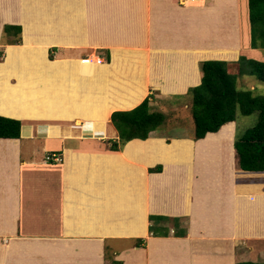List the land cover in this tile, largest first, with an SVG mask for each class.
<instances>
[{
	"label": "crops",
	"instance_id": "1",
	"mask_svg": "<svg viewBox=\"0 0 264 264\" xmlns=\"http://www.w3.org/2000/svg\"><path fill=\"white\" fill-rule=\"evenodd\" d=\"M262 49L248 0H0V115L21 121L0 137V264L264 263V171L240 169L236 120L109 148L113 111Z\"/></svg>",
	"mask_w": 264,
	"mask_h": 264
},
{
	"label": "trees",
	"instance_id": "2",
	"mask_svg": "<svg viewBox=\"0 0 264 264\" xmlns=\"http://www.w3.org/2000/svg\"><path fill=\"white\" fill-rule=\"evenodd\" d=\"M251 46L264 48V0H248ZM21 33V26L15 28ZM4 32L10 33V27ZM15 34V31H14ZM257 39H260L258 41ZM14 42L20 43V36ZM0 53V57H1ZM53 59L52 55H49ZM109 58V52L107 53ZM234 65L235 70H229ZM201 82L189 87L191 96V114L194 123L193 139L204 137L207 132L217 131L221 125L235 121L237 113L248 115L257 112V121L243 132H237L234 148L240 169L245 171H264V95H256L251 89L237 87V74L257 73L264 81V60L240 55L235 61L208 59L200 62ZM149 93L138 105L128 110H115L110 121L118 132L116 140H109V148L119 150L133 138L146 139L154 131L163 128L167 114L153 109L150 101L154 97ZM21 121L0 115V137H19ZM164 136V135H163ZM168 135L166 141L169 142ZM161 165L149 168L160 171ZM156 216L149 215L150 220ZM139 240L138 242H142ZM105 259L107 261L106 252ZM106 264H122L121 260L110 258ZM235 264H264L263 262L240 261Z\"/></svg>",
	"mask_w": 264,
	"mask_h": 264
},
{
	"label": "rangeland",
	"instance_id": "3",
	"mask_svg": "<svg viewBox=\"0 0 264 264\" xmlns=\"http://www.w3.org/2000/svg\"><path fill=\"white\" fill-rule=\"evenodd\" d=\"M23 40L22 27L20 33V43ZM260 41V39H257ZM72 51H75L77 48H68ZM59 48L56 46H51L49 48V55H54ZM90 50V49H88ZM86 51V49L84 50ZM83 51V52H84ZM87 53V52H86ZM108 53V52H107ZM106 53V55H107ZM262 55H264V49L261 50ZM54 58V56H53ZM229 70H235L234 65L229 66ZM237 87L242 89H251L256 95H264V81L260 79L257 73H246L240 71L237 74ZM152 92V91H151ZM149 92V93H151ZM148 93V94H149ZM157 92H153V98L150 101L151 107L156 110L163 111L167 114L166 122L162 129L159 131H154L151 134L158 135L167 139L168 135L173 136H189L193 135L194 132V123L191 114V96L188 94L186 96H161L157 95ZM257 112L252 114L243 115L237 113L236 122H237V132H243L247 128L251 127L257 121ZM164 135V136H163ZM170 141L172 137H169ZM169 141V142H170ZM258 176L254 179L255 181L252 186L257 185L258 187H264V180L262 178L264 175L256 173ZM264 174V173H262ZM107 263H109L110 258L113 257V252L106 250Z\"/></svg>",
	"mask_w": 264,
	"mask_h": 264
},
{
	"label": "built area",
	"instance_id": "4",
	"mask_svg": "<svg viewBox=\"0 0 264 264\" xmlns=\"http://www.w3.org/2000/svg\"><path fill=\"white\" fill-rule=\"evenodd\" d=\"M61 157L58 152H49L45 156L46 161H60Z\"/></svg>",
	"mask_w": 264,
	"mask_h": 264
}]
</instances>
